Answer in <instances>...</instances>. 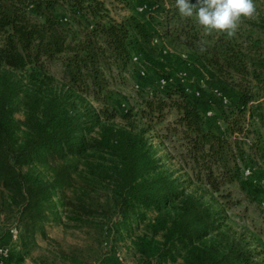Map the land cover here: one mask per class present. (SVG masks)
I'll return each mask as SVG.
<instances>
[{"label":"trees","instance_id":"16d2710c","mask_svg":"<svg viewBox=\"0 0 264 264\" xmlns=\"http://www.w3.org/2000/svg\"><path fill=\"white\" fill-rule=\"evenodd\" d=\"M254 3L257 18L243 20L228 39L206 34L194 17L181 18L175 0L161 12L164 24L136 11L146 0H0V220L13 222L0 233V247L11 228L18 232L3 264H23L45 225L88 229L105 222L119 237L145 221L150 234L139 240L140 264L177 258L181 264H264L248 242L219 233L221 213L186 195L189 180L160 164L137 115L97 112L85 102L99 101L107 76L123 73L137 57V81L148 70L158 72L142 115L151 121L166 108L178 111L196 182L203 184L202 175L214 192L239 182L243 169L264 162L263 0ZM107 5L134 14L115 20ZM258 24L263 36L254 37ZM166 39L187 49L189 73L218 87L188 92L174 82L159 88L168 76L153 58L162 57ZM198 41L205 42L203 53ZM53 62L63 68L57 84L48 73ZM19 106L22 121L14 117ZM116 118L123 126L109 124ZM245 181L243 189L251 184ZM214 233L218 244L208 241Z\"/></svg>","mask_w":264,"mask_h":264},{"label":"rangeland","instance_id":"374dc122","mask_svg":"<svg viewBox=\"0 0 264 264\" xmlns=\"http://www.w3.org/2000/svg\"><path fill=\"white\" fill-rule=\"evenodd\" d=\"M146 2L155 8L151 13L154 22L164 24L165 21L161 12L170 8L172 0H146ZM258 5H260L259 2ZM261 5L259 9L264 16V0ZM107 6L111 11V17L115 20L134 14L132 9L123 10L121 6L117 5ZM261 26L262 24L255 25L252 29L254 37L263 36ZM173 32H175L174 29ZM163 42L162 51L171 50L175 55L187 52V49L180 44H172L167 39ZM153 60L158 62V67L163 70L165 75L171 76L173 80H180L178 78L179 74L181 72L186 73L184 64L176 57L162 54V57L157 58L154 55ZM150 65L151 67L155 66L151 63ZM132 67V64L129 65L121 74L114 70L111 76H107L108 87L100 95V100L96 101L89 97L86 98L85 102L97 112L106 113L108 109L107 114L115 110L119 114L130 111L132 114L137 115L135 118L136 125L139 128L148 129L147 136L150 137V144L153 146V152L156 158L160 160V164L175 178L179 177L182 181L189 180V183L185 184L186 195L201 199L202 203L210 209L221 213L223 219L219 233L230 239H243L261 252V258L264 260V206L261 205V203H264V187L259 185L261 178L264 176V162H254L256 164L248 167L253 172L251 179H245L241 176L239 182L220 185L217 192L211 190L210 187L208 188L205 177H202V175L203 184L196 182L194 176L197 169L186 157L187 140L183 134L184 127L177 123L178 111L174 107L166 108L163 110L161 118L153 115L151 121L145 115H142L143 102L147 99L145 95L156 89L154 88V82L158 77V72L148 70L146 78L137 81L134 74L135 69ZM48 73L57 84L63 78L61 63L53 62L49 64ZM197 78L188 71V75L183 82L184 87L188 90L197 88ZM136 85L143 90L138 92L139 89L136 92L134 90ZM207 87L216 88L218 86L214 84L208 86L207 79L205 88ZM148 97L150 98V96ZM14 117L17 121L23 120L21 106H19ZM109 124L118 127L123 126L124 122L116 118L110 121ZM92 136L95 137V134ZM44 176L45 178L49 177L48 174ZM245 180L250 181L251 184L249 185L248 182L243 189L240 183H246ZM150 216L148 215V217ZM5 219L0 220V233L9 225H13L11 219L8 221ZM148 224V221H145L139 228H133L132 233L128 235L120 232L119 237L111 230V224L107 226L105 222L88 229H76L69 223L45 225V236L39 233L36 234L35 247L23 264H140L137 246L141 238H149L150 233L146 230ZM220 240L221 236L216 233L208 238L209 242L215 244H218ZM13 245L15 244L10 241L5 244L9 249ZM170 264H181V258H177L175 263Z\"/></svg>","mask_w":264,"mask_h":264},{"label":"clouds","instance_id":"9594fccd","mask_svg":"<svg viewBox=\"0 0 264 264\" xmlns=\"http://www.w3.org/2000/svg\"><path fill=\"white\" fill-rule=\"evenodd\" d=\"M175 8L183 19L195 18L206 34L216 33L231 39L237 35L243 20L256 19L254 0H175ZM201 53L206 51L205 42H197Z\"/></svg>","mask_w":264,"mask_h":264},{"label":"built area","instance_id":"2783aa9c","mask_svg":"<svg viewBox=\"0 0 264 264\" xmlns=\"http://www.w3.org/2000/svg\"><path fill=\"white\" fill-rule=\"evenodd\" d=\"M155 8L149 6V5H142V6H138L136 8V11L140 14H151L153 12ZM154 44H157V41H154ZM162 54H166V55H169V56H173V57H176L178 58L182 64H184L185 66V69H186V73H180L178 78L180 80H173L171 76H168L166 79H159L158 80V86L159 88H164L166 87L168 84H171V83H180L184 86V80H185V77L188 75V70L191 69V62L190 60L188 59L187 55L186 54H179V55H175V53L171 50H163ZM139 62V59L137 57H133L132 58V64H138ZM139 74H140V77H144L145 76V71L143 69H141L139 71ZM206 82L207 80L206 79H203V78H199L197 79V87L199 88H205V85H206ZM134 90L137 92V90H139V86L136 85L134 86ZM186 91L190 92L192 90H188L186 88ZM214 92L217 94V95H220L217 90H214ZM198 93L195 92V96L198 97ZM149 96L151 97L152 96V93L149 92ZM224 104H226V100H223ZM212 116V112L211 111H208L206 113V117L209 118ZM252 170L250 168H245L243 169L242 171V176L245 178V179H248V178H251L252 176ZM259 185H261L262 187H264V176L261 178V181L259 183ZM263 206V204H262ZM9 236H10V242L12 243H15L16 240H17V236H18V232L15 228H11L9 230ZM8 253H9V248L7 246H2L0 247V264H3V261L7 258L8 256Z\"/></svg>","mask_w":264,"mask_h":264}]
</instances>
